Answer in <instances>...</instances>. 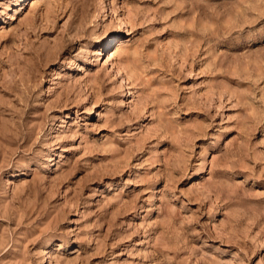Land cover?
I'll use <instances>...</instances> for the list:
<instances>
[{
    "label": "rangeland",
    "instance_id": "1",
    "mask_svg": "<svg viewBox=\"0 0 264 264\" xmlns=\"http://www.w3.org/2000/svg\"><path fill=\"white\" fill-rule=\"evenodd\" d=\"M0 264H264V0H0Z\"/></svg>",
    "mask_w": 264,
    "mask_h": 264
}]
</instances>
